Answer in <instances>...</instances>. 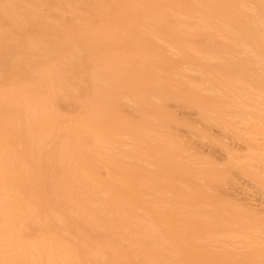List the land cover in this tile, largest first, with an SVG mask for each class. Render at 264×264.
<instances>
[{
    "label": "bare ground",
    "instance_id": "6f19581e",
    "mask_svg": "<svg viewBox=\"0 0 264 264\" xmlns=\"http://www.w3.org/2000/svg\"><path fill=\"white\" fill-rule=\"evenodd\" d=\"M0 264H264V0H0Z\"/></svg>",
    "mask_w": 264,
    "mask_h": 264
}]
</instances>
